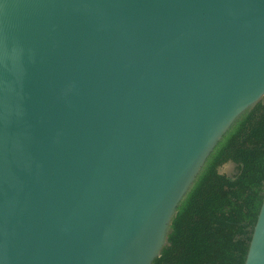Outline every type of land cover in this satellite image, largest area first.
I'll list each match as a JSON object with an SVG mask.
<instances>
[{
    "label": "water",
    "instance_id": "95a60500",
    "mask_svg": "<svg viewBox=\"0 0 264 264\" xmlns=\"http://www.w3.org/2000/svg\"><path fill=\"white\" fill-rule=\"evenodd\" d=\"M263 98L264 0H0V264H153Z\"/></svg>",
    "mask_w": 264,
    "mask_h": 264
},
{
    "label": "trees",
    "instance_id": "16d2710c",
    "mask_svg": "<svg viewBox=\"0 0 264 264\" xmlns=\"http://www.w3.org/2000/svg\"><path fill=\"white\" fill-rule=\"evenodd\" d=\"M228 163L234 176L220 173ZM264 200V98L218 144L153 264H245Z\"/></svg>",
    "mask_w": 264,
    "mask_h": 264
},
{
    "label": "rangeland",
    "instance_id": "374dc122",
    "mask_svg": "<svg viewBox=\"0 0 264 264\" xmlns=\"http://www.w3.org/2000/svg\"><path fill=\"white\" fill-rule=\"evenodd\" d=\"M220 173L227 174L228 176H234L237 173V167L233 163L225 164L221 169Z\"/></svg>",
    "mask_w": 264,
    "mask_h": 264
}]
</instances>
